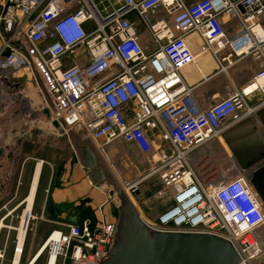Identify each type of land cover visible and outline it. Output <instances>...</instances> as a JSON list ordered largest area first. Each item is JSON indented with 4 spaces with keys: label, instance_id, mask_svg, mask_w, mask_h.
<instances>
[{
    "label": "built area",
    "instance_id": "obj_1",
    "mask_svg": "<svg viewBox=\"0 0 264 264\" xmlns=\"http://www.w3.org/2000/svg\"><path fill=\"white\" fill-rule=\"evenodd\" d=\"M0 36V115L23 110L19 88L30 81L27 71L31 82L36 71L51 125L152 154L146 170L120 182L130 199L150 181L156 197L170 196L155 220H145L151 228L214 234L230 241L244 264H259L258 193L241 175L206 179L192 157L264 106V0H5ZM206 54L221 68L240 56L259 68L248 84H231L223 99L202 106L183 72L189 65L200 71ZM116 231L117 220L86 219L51 231L45 250L56 264H103Z\"/></svg>",
    "mask_w": 264,
    "mask_h": 264
},
{
    "label": "crops",
    "instance_id": "obj_2",
    "mask_svg": "<svg viewBox=\"0 0 264 264\" xmlns=\"http://www.w3.org/2000/svg\"><path fill=\"white\" fill-rule=\"evenodd\" d=\"M4 1L0 0V7ZM227 31V38H231L230 29L227 28ZM187 39L193 50L197 51V35L191 34ZM2 42L0 36V48ZM198 60L200 71L194 65H189L183 75L202 106L223 99L231 84L245 86L259 68L257 60L248 56L235 57L234 63L226 68H221L211 54L200 56ZM10 86L5 84L4 88L11 89ZM29 99L31 104H24L27 110L23 108L18 114L15 111L0 115V247L8 243L10 229L14 228L17 217L20 221V211L24 210L23 202L29 194L39 161L42 163L31 221L43 228L44 235H49L55 229L66 230L69 224L81 223L86 219L94 222L117 220L116 199L109 193L107 184L93 182L89 170L79 160L76 147L80 143L91 145L119 184L146 170L147 160L152 157V154L142 152L136 144L123 141L105 144L85 136L83 130L56 128L48 120L42 126L21 125L22 115L35 111L33 101ZM259 134L264 141V106L243 122L231 126L220 139L197 150L192 157L193 165L203 177L211 181L217 182L229 175H241L249 179L251 171L243 170L229 154L224 155L216 141L223 142L226 147L225 135L230 140L237 135L247 141ZM111 149L119 151V160L125 162V165L120 163V167L124 172L129 167L130 176L123 173L119 175L117 168L109 163L105 156ZM262 164L264 160L257 167ZM145 191H140L133 198L140 205L142 218L155 220L171 204V198L168 195L158 198L154 193L147 197ZM4 260L0 264H4Z\"/></svg>",
    "mask_w": 264,
    "mask_h": 264
},
{
    "label": "water",
    "instance_id": "obj_3",
    "mask_svg": "<svg viewBox=\"0 0 264 264\" xmlns=\"http://www.w3.org/2000/svg\"><path fill=\"white\" fill-rule=\"evenodd\" d=\"M53 125L61 127L57 121ZM235 136L230 140L225 135V140L239 166L251 171L250 184L264 204V164L257 167L264 160L263 138L259 134L246 141ZM76 151L93 182L107 184L117 201V231L103 264H244L232 243L214 234L151 228L91 145L80 143Z\"/></svg>",
    "mask_w": 264,
    "mask_h": 264
},
{
    "label": "rangeland",
    "instance_id": "obj_4",
    "mask_svg": "<svg viewBox=\"0 0 264 264\" xmlns=\"http://www.w3.org/2000/svg\"><path fill=\"white\" fill-rule=\"evenodd\" d=\"M20 73L21 72H19V74ZM34 75L35 76H34L33 82H31V80H30L28 84L23 85V87H22L23 89L19 88L20 89L19 91H21L23 93L22 96H24V98H26L24 100V102L26 104H31V103H29V100H30L29 98H31L33 101V108L35 109V111L32 112L31 114H29V113L27 114V112H26L25 114L22 115L21 123H20L21 125L31 124L33 126H42V125H45L46 120H48V117H49V108L47 107L46 94L44 92V88L42 87L41 79L39 78L36 71H34ZM25 103H23V108H25V105H24ZM45 105H46V107L44 108L43 106H45ZM219 139H220V136H219ZM219 142L220 141H218V140L216 141V144L218 145L219 150H221V152L224 155L229 154L230 156L233 157V152H232L231 148L229 147V145L227 144V142H226V145H227L226 147H225L223 142L222 143H219ZM118 152L119 151L117 149H111L108 152L107 156H105V157L107 158V160L109 159V163H111V165H113V167L117 168V173L119 172V175H122V173H123V175H125V176H130L131 175V169L129 167H127L126 172H124L122 170V167H120V163H123L125 165V162H122L119 160ZM123 167H125V166H123ZM147 167H148V164H147ZM126 179H128V178H126ZM150 183H151V181H150ZM150 183L146 182L140 188V191H142V190L145 191L144 189H146L145 195H147V197L150 194L155 193V191L158 189V185H154L153 183L152 184H150ZM140 191L137 192L135 194V196L139 195ZM133 202H134L136 209L140 212V205L135 201V199ZM115 211H116V213H118L117 209ZM20 213H22V210L20 211ZM18 224H19V219L17 217L15 220V223L13 225H14V227H17ZM10 232H11V235H10V238H8V243L7 244L4 243V245L1 246L2 248L5 249L4 264H11L12 263L15 251L17 249L16 248L17 247L16 231L12 228V229H10ZM43 233H44V231H43L42 227H40V226L37 227L35 222L30 221L29 231L27 234V239H26V243H25V247H24V253H23V256L21 259V264H27L29 262V260L32 258V256L37 252V250L44 244L48 235H44ZM258 233L260 234V236L262 238L263 245H264V226L261 229H259ZM48 258H49V253H48V249H47V250H45L44 254L42 255V257L40 258V260L36 264H47ZM258 262H259V264H264V255L260 258V260Z\"/></svg>",
    "mask_w": 264,
    "mask_h": 264
},
{
    "label": "bare ground",
    "instance_id": "obj_5",
    "mask_svg": "<svg viewBox=\"0 0 264 264\" xmlns=\"http://www.w3.org/2000/svg\"><path fill=\"white\" fill-rule=\"evenodd\" d=\"M27 75L29 80L33 78V73L31 71H27ZM263 82V81H262ZM21 99L25 100L24 96L21 95ZM243 122V121H241ZM239 122V123H241ZM232 124L233 126L239 124ZM231 128V127H230ZM41 161L38 162L33 182L31 184L29 194L27 195L26 199L24 200L23 204H25L24 210L20 216V221L17 227H14L13 229L16 231V237H17V249L15 251L13 260L11 264H21V259L24 253V247L27 239V234L29 231V219L32 218V206L35 200L36 190H37V182L39 178L40 168H41ZM134 198H131V200ZM133 201V200H132ZM46 245H42L37 252L32 256V258L29 260L27 264H36L42 255L45 252ZM47 264H56V257L52 256L48 258Z\"/></svg>",
    "mask_w": 264,
    "mask_h": 264
},
{
    "label": "flooded vegetation",
    "instance_id": "obj_6",
    "mask_svg": "<svg viewBox=\"0 0 264 264\" xmlns=\"http://www.w3.org/2000/svg\"><path fill=\"white\" fill-rule=\"evenodd\" d=\"M233 158H234V156H233Z\"/></svg>",
    "mask_w": 264,
    "mask_h": 264
}]
</instances>
